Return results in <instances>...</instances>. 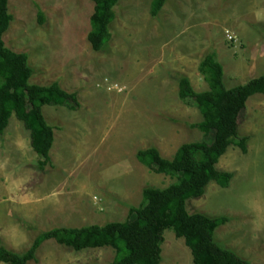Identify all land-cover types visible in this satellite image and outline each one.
<instances>
[{
	"label": "rangeland",
	"instance_id": "rangeland-1",
	"mask_svg": "<svg viewBox=\"0 0 264 264\" xmlns=\"http://www.w3.org/2000/svg\"><path fill=\"white\" fill-rule=\"evenodd\" d=\"M151 0H117L110 38L100 51L86 39L91 0H7L12 20L4 45L27 54L29 82H58L78 105H43L52 127L50 164L37 168L29 132L13 115L0 135V245L25 253L53 227L130 221L145 186L174 179L140 163L138 149L154 145L172 157L184 142L207 139L195 125L197 107L179 99L178 77L206 90L199 73L213 51L231 88L264 74V0H165L156 16ZM39 14L43 20L39 21ZM216 168L232 173L226 187L210 182L185 200L188 213L227 220L213 238L248 264H264V94L248 97L237 138ZM159 264H193L183 238L161 230ZM112 247L75 250L43 240L26 264H109ZM0 264H7L0 262Z\"/></svg>",
	"mask_w": 264,
	"mask_h": 264
},
{
	"label": "trees",
	"instance_id": "trees-1",
	"mask_svg": "<svg viewBox=\"0 0 264 264\" xmlns=\"http://www.w3.org/2000/svg\"><path fill=\"white\" fill-rule=\"evenodd\" d=\"M93 11L86 39L93 51H100L110 38L109 26L114 18L117 0H91ZM165 0H151L150 14L156 16ZM39 21L43 18L39 14ZM12 15L7 0H0V135L13 115L29 132V145L39 157L37 168L50 164L49 151L53 143L52 127L42 113L43 105H78L77 93L64 90L56 81L48 85L29 82L32 69L25 52L8 49L2 40ZM207 89L196 91L188 77H178V97L192 103L200 112L196 127L207 139L184 142L172 157L163 156L149 145L138 149L136 159L156 173L174 180L163 188L145 186L143 204L131 207L130 221H111L103 225L53 227L40 233L31 247L16 254L0 245V262L26 264L34 260V251L46 239H54L75 250L112 247L115 256L109 264H159L161 230L168 228L175 237L183 238L193 264H248L231 250L220 246L213 238L214 229L224 223L225 216L209 217L188 213L185 200L199 197L210 182L226 187L232 173L216 168L219 157L235 143L246 152V137L237 138L238 117L248 97L264 94V74L242 84L227 88L223 82V67L213 51L207 52L198 64Z\"/></svg>",
	"mask_w": 264,
	"mask_h": 264
}]
</instances>
